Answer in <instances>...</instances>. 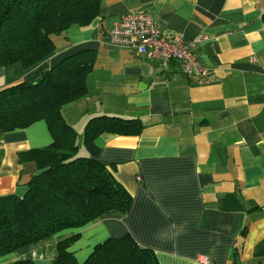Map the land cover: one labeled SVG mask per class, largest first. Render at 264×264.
Masks as SVG:
<instances>
[{"label": "crops", "instance_id": "0c3cea01", "mask_svg": "<svg viewBox=\"0 0 264 264\" xmlns=\"http://www.w3.org/2000/svg\"><path fill=\"white\" fill-rule=\"evenodd\" d=\"M145 12L162 34L195 41L206 68L186 75L181 63L167 68L109 41L113 23ZM264 0H104L86 27L69 25L55 50L35 65L0 68V89L36 80L67 56L93 59L86 93L61 108L78 132L97 116L139 119L136 135L103 133L99 160L132 194L125 215L110 214L79 229L70 247L84 261L93 246L130 233L154 250L159 264H264ZM44 120L0 130V195L22 192L36 173L20 152L49 145ZM140 176V179L137 177ZM53 242L0 257L13 264L27 254L52 264Z\"/></svg>", "mask_w": 264, "mask_h": 264}, {"label": "trees", "instance_id": "16d2710c", "mask_svg": "<svg viewBox=\"0 0 264 264\" xmlns=\"http://www.w3.org/2000/svg\"><path fill=\"white\" fill-rule=\"evenodd\" d=\"M104 0H0V68L21 63L28 68L52 53L54 37L71 24L88 26ZM264 24V14H263ZM78 52L65 57L36 80L0 89V130L25 128L44 120L53 141L19 153L18 161H33L37 172L22 182V192L0 195V257L31 245L53 242L52 264H159L153 249L126 233L95 244L83 262L70 250L81 234H56L79 229L110 214L125 215L132 194L116 178L111 165L99 160L97 138L103 134L136 135L139 119L97 116L82 133L61 108L86 93L85 76L93 59ZM13 264H34L27 254Z\"/></svg>", "mask_w": 264, "mask_h": 264}, {"label": "built area", "instance_id": "2783aa9c", "mask_svg": "<svg viewBox=\"0 0 264 264\" xmlns=\"http://www.w3.org/2000/svg\"><path fill=\"white\" fill-rule=\"evenodd\" d=\"M109 41L115 46L143 54L147 59L159 62L164 68H167L172 60H177L186 75L194 70L203 75L207 73L206 68L197 60L194 52L195 41L162 34L156 21L145 12H131L115 21ZM137 178L140 179V176ZM197 260L201 264H211L204 255L199 256Z\"/></svg>", "mask_w": 264, "mask_h": 264}, {"label": "rangeland", "instance_id": "374dc122", "mask_svg": "<svg viewBox=\"0 0 264 264\" xmlns=\"http://www.w3.org/2000/svg\"><path fill=\"white\" fill-rule=\"evenodd\" d=\"M79 142H80V154H85V152H86V150H85V148L83 147V145H82V137H80V140H79ZM102 242V241H101ZM72 251V250H71ZM75 255V254H74ZM76 257V256H75ZM80 262V261H79ZM83 262V261H82Z\"/></svg>", "mask_w": 264, "mask_h": 264}]
</instances>
